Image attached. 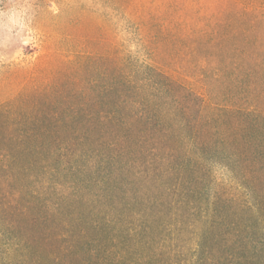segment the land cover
Returning <instances> with one entry per match:
<instances>
[{"label":"trees","instance_id":"trees-1","mask_svg":"<svg viewBox=\"0 0 264 264\" xmlns=\"http://www.w3.org/2000/svg\"><path fill=\"white\" fill-rule=\"evenodd\" d=\"M51 1L60 14L43 26L49 53L29 72L40 85L0 105V210L30 234L2 229L15 239L10 264H120L114 250L131 238L178 229L184 208L198 215L185 194L175 203L133 195L138 213L103 214L113 187L86 181L90 154L170 156L188 184L205 183L210 161L251 185L264 179V0ZM121 23L142 59L125 48ZM80 161L88 167L71 173ZM87 196L94 206L74 215ZM263 250L244 257L264 264Z\"/></svg>","mask_w":264,"mask_h":264},{"label":"rangeland","instance_id":"rangeland-1","mask_svg":"<svg viewBox=\"0 0 264 264\" xmlns=\"http://www.w3.org/2000/svg\"><path fill=\"white\" fill-rule=\"evenodd\" d=\"M34 1L0 0V90L5 91V95L0 96V105L40 85L34 81L40 74L35 77L29 72L49 53L47 46L50 42L43 26H53L60 11L58 4L51 0H45L47 4L38 7ZM119 33L132 58L142 59L143 55L139 52L137 42L127 24L121 23ZM52 59L54 61L57 57ZM16 71L23 73L16 76ZM111 154L113 155L105 151L101 154H90L93 157V166L85 170L86 181H93L96 176L98 179L102 177V180L109 182L108 186L113 187V190L106 191L103 198L109 203L108 210L105 209L103 214L117 215L120 212L126 217L138 213L137 210L141 206L139 204L133 207V195L137 199L140 198L142 203L146 199L175 203L180 195L185 194L186 201L199 207L196 211L198 215L193 216L186 208L181 210L183 218L178 220L182 219L183 225L178 229L161 231L151 228L146 231L144 240L133 237L127 245H121L118 250H114L119 253V258H122L120 264H261V260L252 261L244 256L249 255L255 246L264 248V179L251 185L241 178L238 170L233 168L232 173L222 165L210 161L206 164L209 176L205 183L188 184L184 182L188 174L182 173L173 157L160 153L148 154L145 150L127 152L122 149L113 156ZM160 157L167 160L158 163ZM88 165L89 162L85 166L83 161H80L79 164L71 166L70 171L74 173V170ZM67 172L62 173L70 177ZM193 189L195 193L199 190V193L192 195L189 191ZM93 191L101 192L97 188ZM93 206L92 199L87 196L82 202L75 204L73 213H87ZM209 206L210 219L205 220L199 213L203 215ZM97 207L100 208L99 204L95 209ZM214 208L216 212L212 214ZM135 215L137 216L134 217H138V214ZM14 216L13 213L5 214L0 210V217L4 218L6 223L0 221V264H10L17 258L12 246L15 241L13 235L5 236L2 229H6L7 225H15L11 228L18 235H23L25 239L30 235L25 223H19ZM193 223L194 228L190 226ZM122 238L119 236L118 240L124 241ZM262 253L264 259V250ZM24 255L25 252L23 257ZM23 259L24 264H30L31 257Z\"/></svg>","mask_w":264,"mask_h":264}]
</instances>
